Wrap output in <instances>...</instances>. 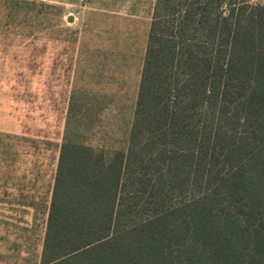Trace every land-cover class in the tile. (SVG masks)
<instances>
[{
  "label": "trees",
  "instance_id": "16d2710c",
  "mask_svg": "<svg viewBox=\"0 0 264 264\" xmlns=\"http://www.w3.org/2000/svg\"><path fill=\"white\" fill-rule=\"evenodd\" d=\"M94 99L69 97L39 264H264V2L155 0L121 147L88 141Z\"/></svg>",
  "mask_w": 264,
  "mask_h": 264
},
{
  "label": "rangeland",
  "instance_id": "374dc122",
  "mask_svg": "<svg viewBox=\"0 0 264 264\" xmlns=\"http://www.w3.org/2000/svg\"><path fill=\"white\" fill-rule=\"evenodd\" d=\"M154 3L0 0V263H40L74 87L105 108L88 141L123 145Z\"/></svg>",
  "mask_w": 264,
  "mask_h": 264
},
{
  "label": "water",
  "instance_id": "95a60500",
  "mask_svg": "<svg viewBox=\"0 0 264 264\" xmlns=\"http://www.w3.org/2000/svg\"><path fill=\"white\" fill-rule=\"evenodd\" d=\"M68 22H72V18H69V19H68Z\"/></svg>",
  "mask_w": 264,
  "mask_h": 264
}]
</instances>
